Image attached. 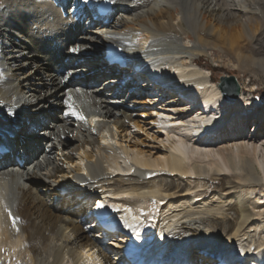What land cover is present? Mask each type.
Instances as JSON below:
<instances>
[{
  "label": "bare ground",
  "instance_id": "6f19581e",
  "mask_svg": "<svg viewBox=\"0 0 264 264\" xmlns=\"http://www.w3.org/2000/svg\"><path fill=\"white\" fill-rule=\"evenodd\" d=\"M101 1L0 7V264H264V131H246L264 104L227 100L198 60L264 74V0ZM144 118L166 145L141 146Z\"/></svg>",
  "mask_w": 264,
  "mask_h": 264
},
{
  "label": "rangeland",
  "instance_id": "374dc122",
  "mask_svg": "<svg viewBox=\"0 0 264 264\" xmlns=\"http://www.w3.org/2000/svg\"><path fill=\"white\" fill-rule=\"evenodd\" d=\"M188 35L192 39L194 38L190 31L188 32ZM182 41L184 43H186V44L190 43V41H188L187 39H183ZM138 42L142 43L143 42V37H139L138 38ZM198 60L205 68L208 69V75L212 77L214 84L217 85V83L219 82V79H220L221 76L234 75L237 78V80H238V82H239V84L241 86V90H242V87H244L246 89V93H249V91L252 90L251 98L253 99V102H257L258 103V105H256V104L254 105V108H257V106L264 104V74L262 73L263 74L262 75V74L258 73L257 76L254 75V77H252L253 75H251V73L249 74L247 71L239 69L238 66H237L238 64H237V61H236L235 53H233L232 55H230V54L225 55L224 53L222 54V52H220V50H218V49H212L210 54H208V55H200L198 57ZM116 69L118 70V68H116ZM124 69H126V68H124ZM118 71H123V70H118ZM97 83L98 82H96L95 85H97ZM143 98L145 100H147L145 97H143ZM167 98H168V96L164 97L161 102H163ZM181 104L183 105V103H180V106H181ZM186 104H188V103H186ZM166 105H168V104L166 103ZM169 116L170 117L173 116L174 118L176 117L175 115H172L171 113H167V112L164 113V117L165 118H168ZM144 119L146 120V123H148V125H146V127L144 128V130H146V132L143 130V131H138V133H136V129H134V132H135L134 134H136L137 138L140 136L141 138H139V139L143 138L141 140V142H140L141 144H143V142H146V143H144L141 146L152 145V143H150V142H152V140L149 141L147 133H149V135L156 133L155 135L157 136L158 134L156 132V127L151 124V122H150L151 119L150 118H144ZM140 120H142V119H140ZM168 129H169V127H165V129H163V130L161 129L163 135L160 136V137L158 135V138H162L163 139V143L165 145H166V142L164 141L165 132ZM246 131L247 132H249V131L252 132L253 131L252 134L262 132V135H263L264 126H260V127H258L255 130L254 127H253V122L250 121V122H248V124L246 126ZM155 145L157 146V143L154 142V146ZM263 156H264V154H263ZM18 157H19V162L24 163V160H20V156L19 155H18ZM84 161H86V158H84ZM256 168H257L258 172L261 175H263L262 169L259 168L258 165H256ZM261 189H263V187H259V190L257 191L258 193L256 192V194H255L256 199H259V201H263L264 200V191H263L264 189L263 190H261ZM91 205H93V204H91ZM149 208H150V212L153 215V213L155 212L153 205L149 206ZM93 236L97 237L96 240H97V242L100 245L106 247V249L108 250V253L110 254L112 263L115 262V259H114L115 255L113 254L112 251L109 250L108 246L105 245V242L98 237V234H97L96 231H92V237ZM200 264H203V262H200Z\"/></svg>",
  "mask_w": 264,
  "mask_h": 264
},
{
  "label": "water",
  "instance_id": "95a60500",
  "mask_svg": "<svg viewBox=\"0 0 264 264\" xmlns=\"http://www.w3.org/2000/svg\"><path fill=\"white\" fill-rule=\"evenodd\" d=\"M217 85L221 91V94L227 100L234 101L240 96L241 86L234 75L221 76Z\"/></svg>",
  "mask_w": 264,
  "mask_h": 264
},
{
  "label": "snow or ice",
  "instance_id": "6c2138e0",
  "mask_svg": "<svg viewBox=\"0 0 264 264\" xmlns=\"http://www.w3.org/2000/svg\"><path fill=\"white\" fill-rule=\"evenodd\" d=\"M0 7H3V0H0ZM70 51H72V52H77V51H79V48H72V49H70ZM95 207L97 208V209H103V208H105V207H108L107 205H105V204H103V203H101V202H97L96 204H95ZM126 211H130V209H125ZM13 219H15V218H13Z\"/></svg>",
  "mask_w": 264,
  "mask_h": 264
}]
</instances>
